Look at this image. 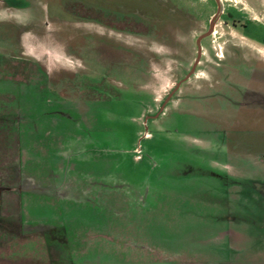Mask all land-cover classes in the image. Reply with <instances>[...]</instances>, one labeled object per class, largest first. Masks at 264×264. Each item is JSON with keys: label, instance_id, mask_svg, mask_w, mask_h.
Wrapping results in <instances>:
<instances>
[{"label": "rangeland", "instance_id": "374dc122", "mask_svg": "<svg viewBox=\"0 0 264 264\" xmlns=\"http://www.w3.org/2000/svg\"><path fill=\"white\" fill-rule=\"evenodd\" d=\"M240 2L263 29L220 16L159 110L212 7L124 32L108 0H0V264H264V3Z\"/></svg>", "mask_w": 264, "mask_h": 264}, {"label": "flooded vegetation", "instance_id": "af4514ba", "mask_svg": "<svg viewBox=\"0 0 264 264\" xmlns=\"http://www.w3.org/2000/svg\"><path fill=\"white\" fill-rule=\"evenodd\" d=\"M110 2L111 8V15L113 17H117L120 27H117V29L124 31V32H132L133 29V16L134 14L140 13L142 15H147L152 13L154 9H156L157 13H162L165 8L168 10H171L175 15L176 19L181 22H185L186 18H196L197 16H201L207 9V7H212V11L209 14L208 18L206 19L205 25L201 31L194 37L193 39V45H194V56L191 61V64L189 65L187 71L184 73V75L177 79L173 86L169 89V91L165 94L163 100L161 101L158 109L161 107L163 108L164 104L167 103L171 97L175 94L177 91V88L179 85L184 82L189 76H192L194 74L196 65L199 62V58L202 54L201 51V42L206 37L210 36L214 26L216 24L217 19L220 16L226 17L225 20H229L230 25L236 29L238 33H248L253 27L261 28L253 26L249 23L247 20H240V17H243L244 6L242 5V2H240V6H235L234 4H226V7H222L219 3V0H208L207 4L197 3V1H183V0H175L174 3H169L172 6V9L168 7L163 2H157L154 0H108ZM250 4L254 7H258L261 5V2L264 3V0H248ZM134 5L137 7H134ZM152 8V10H151ZM139 13V14H140ZM124 21H122V20ZM227 22V21H225ZM224 22V23H225ZM114 27L116 28V26ZM125 28L124 30L122 28ZM245 36L253 41H255L249 34H245ZM259 43L264 45V37L258 41ZM192 67L191 72L186 76V74L190 71Z\"/></svg>", "mask_w": 264, "mask_h": 264}, {"label": "water", "instance_id": "95a60500", "mask_svg": "<svg viewBox=\"0 0 264 264\" xmlns=\"http://www.w3.org/2000/svg\"><path fill=\"white\" fill-rule=\"evenodd\" d=\"M191 70H192V67H191V69H190V71L186 74V76H188V74L191 72ZM161 109V107L159 108V110Z\"/></svg>", "mask_w": 264, "mask_h": 264}]
</instances>
